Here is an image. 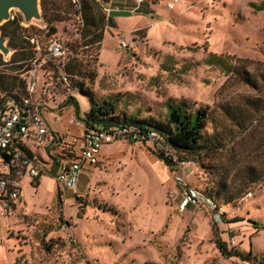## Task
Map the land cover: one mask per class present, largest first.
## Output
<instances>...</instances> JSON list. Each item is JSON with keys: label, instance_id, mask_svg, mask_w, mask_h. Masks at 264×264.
<instances>
[{"label": "rangeland", "instance_id": "rangeland-1", "mask_svg": "<svg viewBox=\"0 0 264 264\" xmlns=\"http://www.w3.org/2000/svg\"><path fill=\"white\" fill-rule=\"evenodd\" d=\"M184 1L173 10L167 0L112 5L134 11L133 20L106 32L96 65L86 57L83 72L95 77L83 79L84 88L95 101L113 104L114 116L157 128L166 122L168 102L207 108L206 131L222 129L224 147L171 170L152 142L117 139L102 147L74 188H60L51 157L85 131L90 102L78 90L71 93L77 111L60 99L48 102L49 138H64L51 149L47 141L29 142L44 172L21 180L16 207L0 217V264H264V0ZM11 17L23 20L15 9ZM23 23L25 36L42 46L76 39L73 19L51 37L35 34L41 21ZM135 26L143 27L130 33ZM11 55L2 56L4 63ZM235 67L251 83L236 77ZM11 68L0 66V73L23 79L22 69ZM226 111L251 115L246 129L240 132ZM185 193L203 199L192 205ZM217 238L235 256H223Z\"/></svg>", "mask_w": 264, "mask_h": 264}, {"label": "trees", "instance_id": "trees-1", "mask_svg": "<svg viewBox=\"0 0 264 264\" xmlns=\"http://www.w3.org/2000/svg\"><path fill=\"white\" fill-rule=\"evenodd\" d=\"M110 1L111 0H40L43 29L36 30V35L46 33L47 37H51L57 33L60 24L65 21L73 19L76 23V39L74 43H64L63 45L58 40L57 42H59L67 52L71 51L74 53L76 49H80V51L64 66L63 70L66 74L76 76L79 79L78 82L74 83V90L82 92L89 98V110L83 120L85 131H97L100 129H112L126 126L143 135L152 132L155 133L158 142L161 143L163 147L176 156L178 161L184 163L191 161L198 162L203 157H208L210 154L222 149L224 147L222 143V129L218 130L213 127L210 133L206 131L207 123L211 119V115L207 111V108L189 111L186 104H172L168 102L166 122L161 127L157 128L153 122L145 120L137 121L135 118H119L114 116L113 104L106 101L101 103L97 102L92 94H89L85 90L83 79L92 81L94 80L95 74L93 71H89V69H85V72H83V63L86 57L89 56L90 64L96 65L100 45L103 41L106 26L105 22L107 21L103 8L108 6ZM79 20L81 23L80 26ZM21 22L24 21L9 19L0 26V35L7 41L9 51H12L8 63H4L0 55V66L6 67L10 65L12 66V71H18L19 69L23 70V65L21 63L31 58L33 54L30 42L28 41L29 38L24 34L27 29L20 26ZM77 34H79V37H77ZM49 41H52V39ZM89 48H91V53L87 54L86 52ZM211 60H209V62ZM232 70H234L233 72L236 77L241 78L246 83H251L250 77L244 69L239 71V69L235 67V69L232 68ZM48 72L50 71L46 67L42 69L43 74L47 75L49 74ZM13 92L19 96L24 95L25 81L17 77H12L11 75L4 77V75L0 73V95L11 94ZM66 99L67 104H73L77 111L78 106L74 98L69 95ZM225 113L230 120L234 121L237 117L236 122L240 132L246 129V122L250 119L251 115L244 113H241V115H239V113H237V115H231L227 111ZM238 116L240 117L238 118ZM63 138L62 136L58 137V142L53 147L60 145ZM63 145L67 148L63 149L64 152L60 153V156L51 157V155H49L53 163L51 168V172L53 173L57 169L60 160H65L66 162L74 157L72 145L66 143ZM19 148L29 157H32L30 150L22 146H19ZM156 154L159 159L164 161L166 166L173 170L174 163H172L170 157L165 156L164 151L156 149ZM199 196V199H201L202 195ZM210 196L214 197V194H210ZM216 197L217 195L215 198ZM205 200L209 203L212 202L208 197H205ZM231 200L232 199L226 200L225 204H230ZM216 245L223 256L228 258L235 256L231 251L227 250L226 244L221 242L218 238L216 240Z\"/></svg>", "mask_w": 264, "mask_h": 264}, {"label": "built area", "instance_id": "built-area-1", "mask_svg": "<svg viewBox=\"0 0 264 264\" xmlns=\"http://www.w3.org/2000/svg\"><path fill=\"white\" fill-rule=\"evenodd\" d=\"M143 1L135 0L137 4ZM178 2L179 0H167L165 7L173 10ZM103 11L107 17L112 11L120 10L106 6ZM20 26L26 28L23 22ZM28 41L33 54L31 58L21 63L24 70L21 78L25 81V94L19 96L13 92L0 95V217L11 212L16 206L21 193V180L26 178L36 181L44 172L43 166L30 149L29 142L33 141L39 147L47 141L49 147L47 149H51L57 143L58 139L56 140L55 136L49 138L48 126L43 117L48 102L53 101L56 96L69 97L74 90V83L79 81L76 76L66 74L63 68L80 49H76L74 53L67 52L55 40L49 41L44 46L36 38ZM119 46L127 48L124 42ZM45 67L50 71L47 75L42 73ZM70 122L75 123L74 120ZM117 139H127L132 143L150 141L157 150L164 151L165 156L170 157L172 163L185 165L158 142L155 133L143 135L126 126L84 131L72 139L74 157L64 163L59 162L53 173L59 187L74 188L83 165L96 164L100 149ZM19 146L30 150L32 157L20 150ZM51 165L53 166L52 162ZM185 196L190 204L199 203L198 195L185 193ZM262 228L264 229V226Z\"/></svg>", "mask_w": 264, "mask_h": 264}, {"label": "crops", "instance_id": "crops-1", "mask_svg": "<svg viewBox=\"0 0 264 264\" xmlns=\"http://www.w3.org/2000/svg\"><path fill=\"white\" fill-rule=\"evenodd\" d=\"M122 1L123 0H111L110 1V3H109V5L108 6H112V5H118L119 3H122ZM127 2H128V4L126 5V6H124V7H127V9H129L130 8V6H132L133 4H135V5H137L135 8H137L138 6H139V4H137L136 2H135V0H126ZM131 1L133 2L132 4H131ZM193 1H197V2H199V3H201V2H206V1H209V0H185L184 2H193ZM179 2H180V0H179ZM178 2V3H179ZM124 3V2H123ZM143 3V2H142ZM142 3H140V5L142 4ZM184 5H186V4H184ZM114 8L116 7V8H119V7H117V6H113ZM127 9H123V10H121V9H119L120 11H112L108 16H107V24H106V26H105V30H104V36H103V41H104V39H105V37H106V32L107 31H109L110 29H112V30H114V31H121L120 30V26H119V24L121 23V22H123V21H128V20H133V19H131V18H133L132 17V13H134V11H131V10H127ZM144 26V25H143ZM143 26H135V27H133V28H131L130 30H129V32L130 33H132V32H135V31H137V30H139L140 28H142ZM103 41H102V43H103ZM102 43H101V45H100V51H99V56H98V59H99V57H100V52H101V49H102ZM119 46V45H118ZM70 97H72L71 95H70ZM73 98V97H72ZM58 99H60V104L59 105H61V106H63L64 104H65V102H66V97H62V96H57L56 98H54L53 99V101L52 102H56ZM58 102V101H57ZM68 105V104H67ZM65 106V105H64ZM47 110H48V107H47ZM51 111V110H50ZM73 119L72 118H70L69 120H68V123L70 124V125H72V126H74L75 128H76V126H77V124L75 125V123H71L70 121H72ZM77 129V128H76ZM51 133H54L52 130H51ZM62 135H59V134H56L55 135V139L57 140L58 139V137H61ZM57 142H58V140H57ZM55 142H52V144H54ZM57 144V143H56ZM55 144V145H56ZM55 145H53V146H55ZM102 149V148H101ZM101 149H100V151H99V153H98V155H97V163H98V161L100 160V157H101ZM33 154H34V152H33ZM35 155V154H34ZM53 157H55V156H53ZM52 160V159H51ZM52 162V161H51ZM96 163V164H97ZM96 164H94V165H90V164H84L83 165V167H82V170H81V172H80V175H79V178H80V176H81V174L84 172V170H85V172L87 171L86 169H84L85 167H87V168H91V167H93V166H95ZM16 207V206H15ZM14 207V208H15Z\"/></svg>", "mask_w": 264, "mask_h": 264}, {"label": "water", "instance_id": "water-1", "mask_svg": "<svg viewBox=\"0 0 264 264\" xmlns=\"http://www.w3.org/2000/svg\"><path fill=\"white\" fill-rule=\"evenodd\" d=\"M14 9L20 12L25 23L31 22L32 20H42L40 0H0V26L10 19V12ZM0 54L3 57H7L10 54L6 40L1 35Z\"/></svg>", "mask_w": 264, "mask_h": 264}]
</instances>
